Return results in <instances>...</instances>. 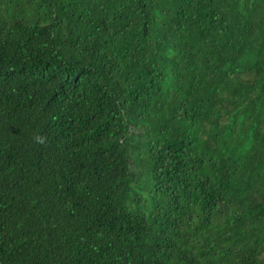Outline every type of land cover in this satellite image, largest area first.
Returning a JSON list of instances; mask_svg holds the SVG:
<instances>
[{
	"label": "trees",
	"instance_id": "1",
	"mask_svg": "<svg viewBox=\"0 0 264 264\" xmlns=\"http://www.w3.org/2000/svg\"><path fill=\"white\" fill-rule=\"evenodd\" d=\"M0 264H264V0H0Z\"/></svg>",
	"mask_w": 264,
	"mask_h": 264
}]
</instances>
